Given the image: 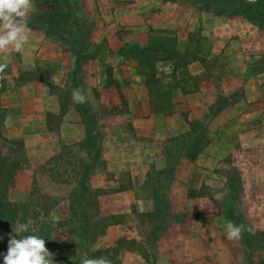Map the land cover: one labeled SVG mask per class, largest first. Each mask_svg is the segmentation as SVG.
<instances>
[{"label":"crops","instance_id":"1","mask_svg":"<svg viewBox=\"0 0 264 264\" xmlns=\"http://www.w3.org/2000/svg\"><path fill=\"white\" fill-rule=\"evenodd\" d=\"M79 3L90 26L86 53L94 49L95 57L77 59L71 47L53 41L40 27L27 25L30 44L0 61V70L8 72L2 77L7 88L0 105L10 117L3 137L22 140L25 157V166L14 178V201L25 202L36 183L45 196L59 200L50 221L58 224L69 218L75 186L57 183L45 166L62 154L63 145L80 148L86 139L81 104L72 96L61 94L59 99L51 92V86L73 91L78 85L88 116L103 131V163L89 180L92 190L102 191L96 203L98 218L121 220L109 226L90 251L103 252L106 264H150L147 254L153 264H230L221 257L232 260L229 255L237 254L238 242L226 238L223 226L228 220L215 217L207 229L197 218L216 213V207L201 192L205 178H195V173L215 174L227 184L228 173L223 177L215 169L237 168L246 218L255 230L264 231V62L258 60L264 34L246 15L217 13L219 8H208L201 0ZM34 10L33 1L31 13ZM167 41H174L180 54L191 55L187 73L197 80L196 90L195 85H186L192 93L175 89L172 108L161 107L166 101L163 89L181 76L180 70L173 76L176 65L171 55L155 65L160 91L146 85L143 58L135 55L136 49ZM25 75L38 80L19 83ZM65 104L68 108L60 120ZM49 115L58 119L56 126ZM189 122H202L209 139L194 162L186 150L173 158L168 149L190 133ZM191 142L192 137L186 147ZM174 213L182 219H173Z\"/></svg>","mask_w":264,"mask_h":264},{"label":"rangeland","instance_id":"2","mask_svg":"<svg viewBox=\"0 0 264 264\" xmlns=\"http://www.w3.org/2000/svg\"><path fill=\"white\" fill-rule=\"evenodd\" d=\"M201 1L204 2L208 8H219L218 10H223L225 13H232L235 11L238 12V14L248 15L261 22L264 21V0ZM77 2L78 0H35V10L28 17L27 25L43 27L53 33L59 34L64 39H59L57 42L63 46L72 48L73 44L78 43V39H75L77 32L79 30H83L84 33L81 35V37H78L80 38L79 40H81L82 37H84V35L86 36L90 30V26L84 23V17L81 9L79 10L76 7L77 4L79 5ZM258 60H262L264 62V51L259 54ZM6 73L8 72H4L2 77L5 76ZM189 89H193V87L191 86ZM61 94L64 97H69L72 96V91L69 93L63 91ZM173 96H177L176 90L173 91ZM221 105H223L222 102ZM50 120L51 124L55 126L58 124V119L51 118ZM206 134V137L208 138V133ZM180 139L183 140L178 142L177 147L176 142L173 149H171V145L168 146V149L172 150L173 152V158L178 156V152H184L187 150L188 147L186 146L188 145L191 137L188 134L187 136L185 135ZM0 142V165L2 164V166L8 168L11 162L18 164L24 162L21 167L23 168L25 166L23 147L19 146L18 144H12L10 141ZM61 157V160H52L50 164L45 166V169H47V171L52 174L53 179H55L57 183H67L74 185L75 190L73 191V194H78V189L76 187L77 170L78 166L87 160V151L83 149V147L71 148L64 151ZM175 162L177 161H174L173 165L174 167L178 168L179 164H176ZM17 171L15 172V175L17 174ZM214 172L223 177H225L228 173L224 166L220 167L219 169H215ZM214 175L215 174L204 172L195 173V178H205L207 185L203 186L201 192L211 197L216 207V213L207 212L205 214H199L197 218L207 229L211 227L215 217L223 222L228 220V222L230 221L234 225H244L245 220L241 217V215L243 216L242 212L245 211V208L243 197L237 194L236 189L238 188V185H235V188L230 191L227 189L224 180L222 178H215ZM215 181L217 183H213ZM15 189L16 185L15 181H13L12 185H10L7 199L19 207L16 214H10V216L7 215L5 218L0 217V238H2L0 239V253H6L10 234L15 235L13 233V226H15L17 222H26L27 220H31L33 222L31 225L32 234L40 235L45 238V246L52 254L54 264H58V258L55 254L58 249L55 250L54 245L58 238H63L68 233L67 227H62L59 225L62 224V222L55 224L50 221L51 211L55 209L59 200L45 196L43 193H41V189L38 187V185L34 183L31 188L30 195L25 202L14 201L13 192ZM161 206H163L164 211L165 206L163 202ZM168 208L169 207H167V209ZM170 208H172V206H170ZM163 211L161 216H165ZM166 215L171 216L169 213ZM182 217L183 215L180 213L173 214V219L175 220H181ZM164 223L165 221L162 220L161 226H163ZM249 229L251 230L242 231L241 238L237 240L239 250L237 254L232 251V256L229 255L232 260H229L227 256H224L221 257V262L229 261L230 264H264V231L257 232L253 228ZM73 249H75L74 246ZM62 251L66 250L62 249ZM68 255H70V253H68ZM0 264H2V256H0Z\"/></svg>","mask_w":264,"mask_h":264},{"label":"trees","instance_id":"3","mask_svg":"<svg viewBox=\"0 0 264 264\" xmlns=\"http://www.w3.org/2000/svg\"><path fill=\"white\" fill-rule=\"evenodd\" d=\"M34 4H35V0ZM174 1H182V0H174ZM188 1V0H187ZM193 1V0H189ZM245 1V0H240ZM248 1V0H247ZM79 3V0L78 2ZM80 5V3H79ZM77 4V9H81L80 6ZM82 14L83 10L81 9ZM217 13H224L223 10L217 11ZM226 14H238V12L233 11L232 13H226ZM249 20H251L255 25H257L260 30L264 33V21L256 20L255 18H252L248 15H246ZM84 23L89 25V23L84 20ZM34 27V26H30ZM39 27V26H38ZM41 29L45 30L47 33V36L52 39L53 41L57 42L59 39H64L62 36H60L57 33H53L50 30L40 27ZM83 30H79L77 32L76 38L78 39V43L73 44V47L71 48L73 50V53L75 54V57L77 59L79 58H88L90 56L95 57L96 55L93 53L91 49V53L87 54L86 52L89 50V39L88 34L84 37H82L81 40H79L81 35L83 34ZM80 41V42H79ZM164 42V45L160 46H151L147 50H141L136 49L135 55L138 58H143L141 62L143 61L144 68H145V75L146 76V85L151 88H155L160 91V89H163V86L159 85V80H156V63L159 62L161 58H166V55H171L170 58H172L175 61V70L174 75L176 76L178 73V70H180L181 76L180 79L175 81V85L171 86L168 85L166 88L163 89V96H165L166 101L162 102V108H172L173 107V101H172V94L173 91L176 88H180L184 94L192 93V90H188L186 88V85H192L194 89H197V80L193 79L189 76L187 73V65L192 61L191 55L187 54H180L176 50V43L174 41ZM59 43V42H57ZM170 44V48H167V46ZM88 49V50H87ZM162 53V54H160ZM162 55V56H161ZM77 65V69H78ZM5 71L0 70V96L6 91V83L4 79L1 76V73ZM144 72V71H143ZM109 78H111V73L107 72ZM38 78H35L33 76L25 75L20 78L19 83L24 82L25 80H33ZM186 82L191 84H186ZM110 84V81H109ZM76 88H81L78 85H75ZM117 88L120 90V86L117 85ZM66 92H70V90H65ZM51 92L58 95L59 99L62 97L61 93L62 90H58L54 86H51ZM61 96V97H60ZM68 98V97H67ZM161 103V102H160ZM122 105L126 107V102L124 98H122ZM68 106L65 104L62 106L61 115L58 117V119H62L64 113L66 112V109ZM81 110L83 111V117L87 119L86 128H87V135L86 139L83 143L79 145V147H83L87 151V160L83 162V164H80L78 166L77 175H76V182H77V189L78 194H73L71 198V213L69 218L64 221L61 225L62 227L68 228V233L63 238H58L55 242L54 248L55 250L58 249L57 252H55L56 257L58 258V264H81L82 259H98L102 258V253H95L90 251V246L100 237L105 235L106 229L111 226L115 225L118 222H120V218L116 216L108 217V218H98L97 214V197L102 193L101 190H92L89 187V180L90 176L92 174L93 169L101 165L103 162L101 161V144L103 140V131L102 128L98 125L97 121L93 116H88V107L86 102L81 104ZM7 110L2 108L0 105V138L7 142L8 140L3 137V129L5 126V118L7 117ZM87 115V116H86ZM52 115H49V120L52 118ZM190 126V137H192V142L190 146L186 150V156L191 160L195 161L197 156L202 153L203 149L209 144V139L206 137V130L203 129L202 122H189ZM12 144H18L19 146L23 147V141L22 140H12L10 141ZM71 149V147L62 146V154L64 151ZM61 154V155H62ZM61 155L55 157L53 161L55 160H61ZM11 162L9 164V167L6 168L0 165V217L5 218L7 215L10 216V214H16L18 210V205H15L8 201L7 196L9 192L10 185H12V182L14 181L15 172L20 169L23 165V163H14ZM51 163V162H50ZM49 163V164H50ZM169 173H172L169 171ZM227 189L232 190L235 188V185H238L237 194L240 195L243 191V184L241 180V176L239 173V170L237 168H234L233 170L228 172L227 174ZM245 212H242L243 216L241 217L245 220L244 225L245 227L253 228L251 224H249ZM251 226V227H250ZM254 229V228H253ZM255 230V229H254ZM259 232V230H255ZM254 231V232H255ZM73 246L75 249H73ZM62 249H65L66 251H62ZM78 250V251H77ZM70 253V255H68ZM145 259L147 263L153 264V261L150 260V255H145ZM111 264H117V262L111 261Z\"/></svg>","mask_w":264,"mask_h":264},{"label":"clouds","instance_id":"4","mask_svg":"<svg viewBox=\"0 0 264 264\" xmlns=\"http://www.w3.org/2000/svg\"><path fill=\"white\" fill-rule=\"evenodd\" d=\"M32 9L33 0H0V61L12 52L22 53L30 44L27 24ZM71 98L74 103L80 104L86 100L79 88L73 89ZM9 119L10 117H6L5 122ZM32 223L27 220L17 222L13 226L15 235L10 234L6 253H0L2 264H54L53 256L45 246V238L32 234ZM223 228L229 240H238L242 231L251 230L244 225H234L230 221ZM81 264H106V261L102 258H85L81 260Z\"/></svg>","mask_w":264,"mask_h":264}]
</instances>
